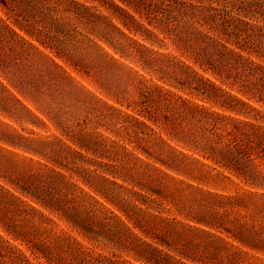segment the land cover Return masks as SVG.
Instances as JSON below:
<instances>
[{
	"label": "trees",
	"instance_id": "obj_1",
	"mask_svg": "<svg viewBox=\"0 0 264 264\" xmlns=\"http://www.w3.org/2000/svg\"><path fill=\"white\" fill-rule=\"evenodd\" d=\"M0 5V264H264V0Z\"/></svg>",
	"mask_w": 264,
	"mask_h": 264
},
{
	"label": "rangeland",
	"instance_id": "obj_2",
	"mask_svg": "<svg viewBox=\"0 0 264 264\" xmlns=\"http://www.w3.org/2000/svg\"><path fill=\"white\" fill-rule=\"evenodd\" d=\"M0 15H2L3 17H6V14H5V11L3 10V8L1 7L0 5ZM171 47V46H170ZM172 49V47H171ZM173 50V49H172ZM74 76L81 82H83L91 91L95 92L96 94H99V91L97 90V88L93 87L88 80L86 79H82L81 76H79L78 74L74 73ZM264 113V112H263ZM264 115V114H263ZM264 124V123H263ZM14 127L16 129H18V131H20L21 133H23L24 135H28V132L27 130H24L23 131V127H21L20 125L18 124H13ZM30 127H28L27 129H29ZM37 132H39L41 135H48V130H41V129H35ZM105 135L108 134V132L102 130ZM53 130H50L49 133H52ZM0 146L1 147H4V148H7L4 144L0 143ZM21 154V153H20ZM0 157H2L3 160H19L21 161L22 160V157H15V156H12L8 153H5L3 151L0 150ZM183 178H187V177H183ZM189 181H192L194 184H199L200 182H197L196 180H193V179H189L187 178ZM228 185V184H227ZM229 189H231V191H235L236 190V187L232 184H229L228 185ZM211 188H214L212 185H211ZM174 213L171 212V213H165L164 216L166 217H173ZM58 226L56 227V231L57 232H71L70 229L63 223V222H57ZM73 234V236L77 237V239L79 241H81L85 246L89 247V248H92L93 247V244H91L90 242H88L86 239L82 238L80 235H78L76 232H71ZM95 246V252L96 254L97 253H100V254H103V255H109V251L107 249H104L103 247H98L97 245H94ZM124 259L126 260H129L131 263L133 264H144L142 262H136L131 256H123Z\"/></svg>",
	"mask_w": 264,
	"mask_h": 264
}]
</instances>
